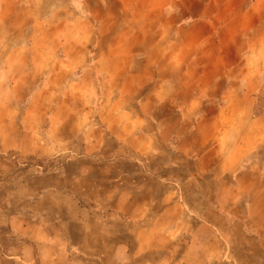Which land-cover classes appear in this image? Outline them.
<instances>
[{
    "label": "rangeland",
    "instance_id": "374dc122",
    "mask_svg": "<svg viewBox=\"0 0 264 264\" xmlns=\"http://www.w3.org/2000/svg\"><path fill=\"white\" fill-rule=\"evenodd\" d=\"M59 1L52 29L45 19L24 30L20 51L35 49L37 59L30 55L24 66L16 67L19 71L0 75L8 81V88L0 89V213L1 209H34L38 193L56 187L65 227L74 239L86 230L87 252L101 255L105 264H264V183L256 184L257 178L264 177L263 170H247L257 157L264 158V58L254 56L253 65L261 67L263 79L250 92L249 106L227 107L231 122H218L217 130L221 124L228 133L223 138L232 141L222 146L218 168L198 170L193 152L182 156L184 160L172 154L137 155L132 146L121 142L130 135L120 137L117 120L121 121V113L140 107L113 105L120 98V82L107 72L109 61L99 62L101 68L94 77L83 73L87 65H96L103 50L112 53L115 49L109 37L126 29L117 24L122 10L105 11L104 25L95 20L81 24L80 18H63L70 10L61 6L65 0ZM81 33H86V40ZM4 35L0 27V50L8 45L2 43ZM203 43L197 56L204 54ZM262 45L264 51L261 40L246 46L244 52L256 53ZM193 61L202 62L199 57ZM193 61L191 66H201ZM36 62H40L39 72ZM249 65L254 71L252 62ZM196 79V75L186 78V86ZM198 87L186 89L178 107L163 102L153 112L159 108L156 113L161 117L189 113L191 127L193 117L196 120L200 114L215 118L224 113L226 105L217 88ZM198 93L203 102H192L190 96ZM167 95L175 96L172 91ZM200 127L197 146L214 134L217 120L204 121ZM207 147L195 149L200 152ZM241 147L247 152L245 158ZM204 158L207 161L209 156ZM120 177L126 183L139 182L133 185L141 191L144 204L154 198L143 216L118 218L111 213L113 179ZM66 187L77 197L66 200L61 192ZM167 191L169 201L177 198L180 209L161 217L165 206L161 197ZM69 205L76 209L69 212ZM118 241L124 243L123 250L115 249Z\"/></svg>",
    "mask_w": 264,
    "mask_h": 264
},
{
    "label": "crops",
    "instance_id": "0c3cea01",
    "mask_svg": "<svg viewBox=\"0 0 264 264\" xmlns=\"http://www.w3.org/2000/svg\"><path fill=\"white\" fill-rule=\"evenodd\" d=\"M59 3V0H0V27L5 29L2 43H8L1 46L0 75L19 71L16 67L24 66L26 57L30 55L37 59L35 49H28L26 53L20 51L24 30L31 24H42L45 19H49L52 29L51 19L55 17ZM63 5L70 10L69 16L63 18L69 21L80 18L81 24H86L88 20L98 21V24L100 21L99 26L104 25L101 18H105V11L115 8L122 10L119 13L122 18H117V24L125 25L126 29H118V35L109 37L115 49L111 50L112 53L103 50L96 65H87L83 70L90 78L94 77L101 68L99 62L109 61L111 64L107 72L120 82V98H115L113 105L140 107L121 113V121L117 120L121 122V126L117 127L120 137L123 139L130 135L121 142L132 146L131 151L134 148L137 155L166 157L172 154L178 160H184L182 156H189L193 152L198 170L218 168L215 164L221 156L222 146L232 142L223 138L222 135L227 137L228 133L221 124L217 130L218 122L220 119L231 122L232 119L227 117L230 114L225 113L227 107L235 103L249 106L250 92L254 93L260 86L258 80L263 79L261 67L257 69L253 65L254 56L264 58L263 45L260 51L252 54L251 50L247 51L249 49L244 52V48L261 40L264 44V0H65L61 1ZM8 33L9 36H6ZM85 34L81 33L83 41L87 38ZM243 39L247 45H244ZM201 43L204 44V54L197 56L196 50ZM193 57L201 58L202 62L193 61ZM192 61L201 66H191ZM249 62H252L254 71ZM34 68L39 72L40 62H36ZM192 75H196V82L186 86V78ZM3 77L0 76L1 79ZM205 84L217 88L226 105L224 113L215 118L200 114L196 120L193 117L191 127L189 120L192 115L189 113L161 117L160 112L156 113L159 108L153 112L163 102L178 107L183 104L181 95L186 89L204 87ZM7 88L8 81L3 78L0 89ZM166 91H172L175 96L169 97ZM190 97L194 103H201L204 99L200 93ZM208 120H217L216 131L213 135L204 136L209 142L206 140L197 146L201 137L200 124ZM153 123L157 125L155 129ZM212 138H215V142H212ZM203 146L208 147L199 152L198 149ZM236 146L231 147L232 153ZM239 151L245 158L247 152L242 147ZM205 155L209 156L207 161ZM251 168L248 166L247 170H263L264 176V158L257 157ZM113 182L115 189L110 198L114 205L111 213L118 218L143 216L154 198L145 200L144 204V199L140 197L142 193L137 188L138 181L126 183L120 177L113 179ZM133 182H137L136 187ZM260 183H264V177L257 178L256 184ZM57 191L56 187H47L39 192L34 209L26 212L20 209L5 212L1 209L0 264H105L104 257L87 252L86 230L79 240L74 239L65 227L56 200ZM61 192L66 200L76 196L67 187ZM169 197V191L161 197L165 202L159 213L161 217L180 209L177 198L169 201ZM67 208L73 212L76 206L69 205ZM137 211L140 212L137 214ZM124 247L121 241L115 245L117 250Z\"/></svg>",
    "mask_w": 264,
    "mask_h": 264
}]
</instances>
